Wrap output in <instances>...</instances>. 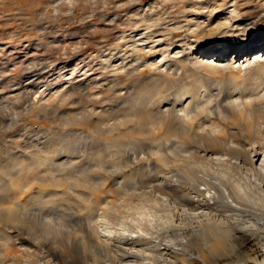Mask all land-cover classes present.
I'll return each instance as SVG.
<instances>
[{"label":"bare ground","instance_id":"bare-ground-1","mask_svg":"<svg viewBox=\"0 0 264 264\" xmlns=\"http://www.w3.org/2000/svg\"><path fill=\"white\" fill-rule=\"evenodd\" d=\"M235 10L233 7L231 11L224 12L222 21L206 30L201 36H196L192 43H184L187 46L180 45L181 55L176 60H171L168 53L171 50L168 47L164 48L159 61L168 76L173 78L180 76L187 69L185 66H191L202 76L211 78L215 74L214 70L219 69V66L214 63L204 65L203 61L200 62L192 52H186L185 46L188 47V45L202 51H212L213 55L219 57H226L228 51L229 54L234 53L236 57L247 53L242 63L249 62L248 52L258 46L263 48L264 53V34L258 35L249 31L232 39L215 40L213 38L216 33L220 32V28H223L221 31H226L225 28L232 25L234 20L241 24L237 21L239 15ZM214 11L216 10H212L209 14L207 12L201 14L205 16L204 18L210 19ZM137 12L140 14L141 11ZM146 12L143 11L140 16L137 15L140 19L133 24V27L137 29L136 33L141 34L145 39L154 37L155 25H159L160 21L168 17L162 18L159 14L156 15V12L154 14L156 17H154L150 16V12ZM184 17L187 23L186 29L196 24L197 26L191 31L195 35L198 34L199 23L191 20L193 18L188 19L187 15ZM139 30L141 31L138 32ZM140 49H135L137 56L135 55L136 57L131 61L126 62L124 66L116 67L117 74L119 72L122 75V70L125 72L134 70L144 75L148 69L152 70ZM233 60H235L234 57L227 58L226 63ZM220 61L221 59L216 60L217 63ZM260 67L264 71V62ZM170 69L172 71L168 72ZM176 69L182 71L176 72ZM85 73L83 79L70 82L69 86L67 85L68 88H63L57 83L53 93L49 91V94L44 95L41 93L42 90L39 91L38 97L32 98L31 104L26 105V108L20 104L24 89L34 88L35 91L36 88L35 81L23 79L25 83L21 84L19 89L12 90L13 108L16 109L14 114L20 115L26 112L36 117L57 100L70 96L73 90L81 92L83 97H87L90 101L91 107L87 103L89 109L84 108L82 117L91 115L92 118V115L100 114L99 111L105 112L108 103L105 105L106 108L104 106L98 108L94 104L96 98L94 99L93 89L96 84L99 90L108 85L106 84L107 78L103 77L105 80L103 84L104 81L91 79V76ZM113 78L111 86L108 85L107 93L116 87L119 92L126 89L124 84L118 81L117 76ZM20 83L16 84L20 85ZM155 83L157 84L153 81L147 87L137 88L134 100L124 102L122 108H117V110L116 107L112 108L113 111L115 108L116 112H114L119 116L118 119L115 118L116 116L112 118V120L117 119L114 128L116 133H112L109 137L108 135L105 138L101 137L106 142L109 141L107 146L112 144L116 147L115 152L110 151L111 155L105 150L108 157L104 153L101 154V151L89 156L78 153V149L75 151L69 145L55 147L54 144V146L49 144L50 141L48 143L44 142L45 140L38 142L41 140L33 137L32 147L42 150L39 146L45 145L44 151L40 155L37 153L29 156L22 155L17 166L9 171L3 169L0 171V199L5 200H0V220L5 221L0 224V264H160V260H167L164 259L163 250L159 248L162 242L166 245H181L179 249L187 252L193 241L192 237L197 238L198 236L204 243H210V238L220 242L223 240L222 236L232 237L234 229L242 223L245 212L252 211L253 214L256 213L255 216L258 219L264 218V139L262 144H259L244 134L249 130V125L258 127L260 124L264 128V92L254 91L247 87L245 92L241 88L225 92L217 88L213 91L212 88L203 84L168 81L152 90ZM96 93L98 97L100 91ZM15 119L13 122L17 124ZM109 119L111 121L110 117L107 120ZM96 121L95 124L98 125L99 122ZM104 124L106 125V121ZM73 128H70L72 131L70 134L80 135L83 132L82 126L80 129ZM29 130L24 125L19 137L23 140L24 137L27 138ZM262 132L264 134V130ZM233 134L248 140V145H244L239 139L231 138ZM85 137L87 138L86 144H89L93 138L92 134L87 131ZM119 153L125 160L122 163L124 165L118 163L121 161ZM106 157H110L111 161L109 159L107 163ZM259 158V164L256 166L255 162ZM127 167H130L128 173L124 171ZM108 174L109 177H107ZM142 175L150 179L147 181L139 179ZM75 176H77L76 179L78 177L87 179L88 177L90 183L92 182L91 186L88 187L86 183L83 186L88 187L90 193H93L100 184V190L108 194L111 192L110 194L116 198V201L115 199H113L114 202L109 201V199L102 204L104 199L99 200L104 197H102L103 193H100L98 199L95 198L99 202L86 205L85 212L78 210V213L68 208L66 211L69 214L60 213V209H57L60 213L57 214L55 203L51 205L50 210L45 209L46 215H41L38 213L39 211L41 213L44 208L41 209L43 198L46 196L43 190L40 189L37 193L31 191L29 195H26L25 200H29L27 206L16 200L22 193L16 192L17 188L22 191L28 184L38 179L43 184L44 182H57V185L66 180L68 184L70 183L65 192L68 195L67 201L71 198L77 201L71 189L72 183L69 181ZM154 177L156 178L153 179ZM54 191L49 190L51 198L53 195H58ZM114 194L120 197L118 196L117 199ZM122 195L125 197L122 198ZM47 197H49L48 194L45 197L47 203L44 205L52 203ZM6 201V206H4ZM59 205L63 203L60 201ZM147 207H156L158 211V213L156 211V227L149 218L147 221L144 219L146 217L141 220V217L147 214L146 212L144 214V208ZM205 208L214 212L213 215L204 216L203 214L206 221L201 220V224L199 221L193 226L185 222L187 217H198L194 214L197 209ZM36 210L39 211L36 212ZM45 210L44 213H46ZM180 213L184 214V217H181ZM234 214L238 218H235ZM72 216L73 223L68 221V218ZM174 219L180 223L175 224ZM142 244H151L152 249L146 252L135 248ZM209 246L212 248L213 244L210 243ZM7 256L12 259V262L6 260ZM192 257L193 253L187 252L186 255L181 256V262L192 264L194 262ZM14 260H20L21 263Z\"/></svg>","mask_w":264,"mask_h":264},{"label":"rangeland","instance_id":"rangeland-1","mask_svg":"<svg viewBox=\"0 0 264 264\" xmlns=\"http://www.w3.org/2000/svg\"><path fill=\"white\" fill-rule=\"evenodd\" d=\"M233 7H235V12L239 15L237 21L241 22V24L236 23V20H234L232 25L225 28L226 31H221L223 28H220V32L216 33L213 37L215 40L222 38H237L249 31H253L258 35L264 34V0H0V103L2 102L0 104V113L2 114L0 115V171L2 169L9 171L11 168L17 166L21 161L20 156L23 157L22 155L29 156L36 153L40 155L44 151L45 145H42L43 147L39 146L42 150L38 147H32L33 137H36L35 139L37 140H41L38 142H43L45 140L44 142L48 143L50 141L49 144H54L55 147L69 145L71 148L73 147L75 151L78 149V153L80 152L89 156L92 154L96 155L95 153H99V151L102 152H100L101 154L104 153L105 156L108 155L106 153L111 155L115 152L116 147L112 144L107 146L109 145V141L106 142V140L101 137L104 136L105 138L107 135V137H109L112 133H116L114 128L118 119L117 117L119 116L115 113V108V112L112 108L116 107L117 110V108L120 109L123 107L124 102L133 101V97L135 98V93L138 91L137 88L147 87L153 81L157 82V84L155 83L152 86V90L156 89L158 85L160 86L168 81L175 83L193 82L197 85L203 84L208 88H212L213 91H216L217 88L224 92L235 91L241 88L245 92L247 87L248 89L254 91L259 90L263 93L264 71H262L260 66L264 62V53L263 48H260L261 46L249 51V62L242 63L247 53L244 55L242 54L243 56L240 54L236 57L234 53L229 54L230 52L228 51L226 57H219L218 55H213L212 51L206 52L205 50L202 51L189 47V45L186 47L187 45L184 44L186 42L192 43L196 36H201L206 30L216 26V24L222 21L224 12L231 11ZM138 10L141 11L140 14H142L143 11H147L146 13L150 12V16H154L155 12L156 15L159 14L162 18L168 16L166 19L164 18L160 21L159 25H155L156 31L154 32V37H146V40L141 34L136 33L137 29L133 27V24L137 23V19H140L138 17L140 14H137ZM212 10L216 11H214L210 19L204 18L205 16L201 14L202 12H207L209 14ZM156 15L154 17H156ZM184 15H187L188 19L193 18L191 20L199 23L198 34L195 35L191 31V29L197 26L196 24L186 29L187 23L184 19ZM138 23L142 24V22L139 21ZM140 31L141 30L138 32ZM134 40L136 41L134 42ZM180 45H186V52H192L200 62L201 60L203 61L204 65L214 63L219 66V69L214 70L215 74L211 78H208L199 74L197 70L192 69L191 66H185L187 69L181 73L180 76L175 78L169 77L161 61H159L162 58V51L164 48L168 47L171 50L168 52L171 60H176L179 55H181L179 52ZM135 49H140L144 54L146 63L151 65L150 68H152V70L148 69L144 75L134 70H127L126 72L122 70V75L119 72L117 74V66H124L126 62L131 61L132 58L137 56ZM261 53H263L262 56ZM165 55L168 54L165 53ZM231 57L235 58V60H233L234 62L231 61L226 63L227 58ZM165 59H167V57ZM217 59H221V61L217 63ZM126 68L128 69L129 66ZM171 71L172 69L168 70V72ZM181 71V69H176V72ZM84 73L90 75L91 79L104 81L103 84H105V80L103 79L105 76L107 78L106 84L109 86L113 83V77L117 76L118 81L122 85L124 84L123 86L126 88L123 89L122 92H119L116 87L114 90L110 89V93H107L109 89L108 85L103 86L104 88L102 87V89L99 90L98 84H96L95 90L93 89L95 93L94 99L96 98L94 104L97 105L98 108L101 106L106 108L105 105L108 103V108H106L107 112L102 111V113L99 111L100 114L96 115L97 118L93 115L92 118L91 115L86 116L87 118L81 116L84 113V108L89 109L90 101L87 97H83L81 92L75 90H73L74 92L71 93L70 96L54 102L51 107L47 108L45 112L39 113L36 117L26 112L20 115L14 114L16 109L13 108L14 99L12 98V90L19 89L21 84L25 83V81H35L34 86L36 89L35 91L34 88H25V91L22 90V92L24 91L25 93L22 94L23 96L21 95L22 99H20V104L23 108L29 106L31 101L38 97L39 91H46L45 93L41 91L44 95L49 94V91L53 93L56 90L54 86H56L57 83L61 84L63 88H68L70 82L83 79ZM29 76L30 78H27ZM17 82L18 84L21 82L20 85L16 84ZM96 88H98V90ZM105 89L107 90L105 91ZM96 91H100L101 94L105 91L103 95L106 97L104 98L100 93L97 97ZM2 96L6 98L3 99ZM98 108H96V110ZM71 110L76 113V115ZM93 112L96 113L95 111ZM79 115L80 117H78ZM16 116L17 118L15 119ZM108 116L111 118L112 123H110V119L107 120L109 118ZM114 117L117 119L112 120ZM13 119L17 120V124L13 122ZM10 120H12L11 123ZM102 120L103 122H101ZM18 121L21 122L19 123ZM95 121L99 122L98 125L95 124ZM105 121L106 125L104 124ZM101 124H103V126ZM24 125L30 130L29 133H27V138L24 137L23 140V138L21 139L19 137V134L23 132ZM81 126L83 132L80 133V135L70 134L73 127V129H75V127L80 129ZM262 126L263 125L260 124L258 127L257 125H249V130L244 132V134L248 135L254 142L262 144L264 139V134L262 132L264 128ZM124 130H126V128ZM87 131L91 133L93 137L89 144H86L87 138L85 136ZM237 134H233L230 137L239 139L244 145H248V140H244L242 136ZM107 148L109 149L107 150ZM16 151L17 153H14ZM110 151H112V153ZM23 152H26V155ZM118 155L121 156L120 159L122 161H118V163L122 164L125 160L120 153ZM260 158L255 162L256 166H258ZM109 159L110 157L107 158V163L111 161V159ZM129 168L130 167L125 168L124 171L126 170L125 172L128 173L130 171ZM142 176L139 179H144L145 181L150 179L146 175ZM76 177L77 176H75L74 179L73 177L70 178L69 181L72 183L71 189L78 202L72 198L68 200L69 202L67 201L68 195H66L65 192L70 183L68 184L66 180H63L64 182L62 181L60 185H57V182H51L52 184L44 182L43 184L38 179L28 184L22 191H19V188H17L16 192L18 191L19 194L20 192L22 193L20 195L17 194L19 196L16 200L19 203H25L27 206L29 200H25L26 195H29L31 191L37 193L38 190H43L46 196L48 194L49 197L47 198L52 201L53 204L48 203V205H44V203H47L45 196L41 209L44 208L41 213L39 211L41 209L38 208L39 210H36V212L39 211L38 214L41 215H46L47 211L51 209V205L53 206L55 203L57 204V214H67L68 211L66 210L68 208L76 210L77 212L78 210L85 212L84 207L86 205L97 204V202L103 199L102 204L109 199V201H113V199L116 201V198L111 195V192V194H108L100 190V184H98L99 186L96 188L97 191L95 189L93 193H90L88 187L91 186L92 182L90 183L88 177L87 179L81 177L76 179ZM107 177H109V174ZM155 178L156 177L153 179ZM252 179L254 180V178ZM85 183L88 187L83 186ZM45 184L47 185L45 186ZM57 187L59 189H57ZM49 190H51V192L55 190L58 195H53L51 198V192H49ZM100 193H103L102 197L104 198L97 201L95 198H97ZM114 195L117 199L120 197L117 194ZM121 197L123 198L125 196L122 195ZM0 200L5 201L2 198ZM70 200H72L71 203ZM60 201L63 205H59ZM4 203L3 205L6 206L7 201ZM61 206H63V208L65 207V209H61ZM57 209H60V213ZM44 210L46 213H44ZM144 210V214H147L146 216H140L141 220L146 217L144 219H146V221L150 219L156 227L158 213L156 207H147L144 208ZM194 214L198 215V217H187L185 221L189 222L190 225L192 224L191 226L196 225L199 221L200 224L202 221H206L204 216L208 214L213 215L214 212H210L205 208L197 209ZM203 214L205 215L203 216ZM255 214L256 213L253 214L252 211L243 213L244 218L242 223L237 225L234 229L235 231L232 237L228 238L227 235L222 236L221 239L223 240L220 242H216L213 238H210V243L213 244L212 248L209 246L210 243L202 242V240H200L201 238L197 235V238L192 237L193 241L187 250L190 254L193 253L192 258L194 262H192V264H264V218L258 219ZM180 215L184 217V214L180 213ZM234 217L238 218L237 215ZM175 220L177 219H174L175 224L180 223V221ZM68 221L73 223V216L69 217ZM3 223H5V221L0 220V224ZM180 246L181 245L173 246V244L166 245L162 242L159 248L163 250L165 257L163 258L167 260H160L159 263L183 264L181 262V256L186 255L187 252L179 249ZM135 248L147 252L150 250L151 244L137 245ZM199 256H201L202 259ZM7 257L6 260L12 262V259H10L9 256ZM15 262L19 263L20 260Z\"/></svg>","mask_w":264,"mask_h":264}]
</instances>
